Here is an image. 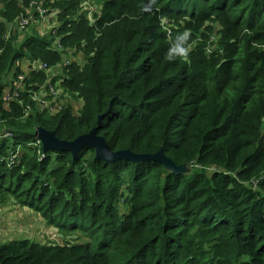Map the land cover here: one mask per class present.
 Segmentation results:
<instances>
[{
  "label": "trees",
  "instance_id": "trees-1",
  "mask_svg": "<svg viewBox=\"0 0 264 264\" xmlns=\"http://www.w3.org/2000/svg\"><path fill=\"white\" fill-rule=\"evenodd\" d=\"M0 6V206L32 208L65 230L57 229L61 244L0 241V264H264V0ZM29 7L34 24L5 38ZM54 12L57 36L37 28ZM178 44L187 56L168 59ZM26 57L52 69L28 70L16 90L10 77ZM59 80L71 91L50 94ZM72 91L85 100L79 115L35 114L41 101L53 107ZM110 106L98 134L113 150L163 149L190 173L96 161L92 148L75 160L69 152L40 160L30 146L38 127L74 141ZM17 147L20 163L9 167Z\"/></svg>",
  "mask_w": 264,
  "mask_h": 264
},
{
  "label": "rangeland",
  "instance_id": "rangeland-1",
  "mask_svg": "<svg viewBox=\"0 0 264 264\" xmlns=\"http://www.w3.org/2000/svg\"><path fill=\"white\" fill-rule=\"evenodd\" d=\"M3 9L4 7L0 6V10ZM29 9L30 7L25 11H28ZM59 17V12H57V14H55V12L48 14L47 17H43V20L39 22L37 28L44 33H52L54 36H57L60 34V24L57 22ZM215 32H217V28L215 29ZM214 39L215 37L212 38V41ZM211 48H215V46ZM32 64L33 63L30 62L26 67H31ZM24 70L28 71L27 69ZM14 80L15 78L13 81ZM62 81L63 80H59L57 83L52 84L53 88L50 90V94L62 95L71 91L69 87L64 86ZM66 99L70 100L72 103H77L79 101L81 105H84L85 103V100L77 91H72L71 95L66 94ZM77 115H79V113ZM186 168L189 172L193 169L192 166H186ZM57 229L61 230L62 233L65 231L62 227H58L55 223L49 221V219L45 218L42 213L37 210L29 207H21L15 202H12L7 206H0L1 242H19L21 240L29 239L32 242H38L42 245L52 242L61 244L63 243V240L59 236L58 233L60 232ZM83 240L81 242H83Z\"/></svg>",
  "mask_w": 264,
  "mask_h": 264
},
{
  "label": "water",
  "instance_id": "water-1",
  "mask_svg": "<svg viewBox=\"0 0 264 264\" xmlns=\"http://www.w3.org/2000/svg\"><path fill=\"white\" fill-rule=\"evenodd\" d=\"M110 109L98 118V126L89 133L79 136L74 141H61L56 137L55 132L38 127L35 133L37 139L43 144V152H70L75 160L78 154L86 147L95 150V160L105 163H113L119 160H127L133 163L154 162L164 166V168L174 175H185L189 173L185 165H177L172 159L168 158L163 149L156 154H136L131 150H113L106 139L99 135V129L103 120L111 113Z\"/></svg>",
  "mask_w": 264,
  "mask_h": 264
},
{
  "label": "built area",
  "instance_id": "built-area-1",
  "mask_svg": "<svg viewBox=\"0 0 264 264\" xmlns=\"http://www.w3.org/2000/svg\"><path fill=\"white\" fill-rule=\"evenodd\" d=\"M37 7L38 8V11L44 15L45 14V11L43 10V7L42 5H40L39 3L37 2H34L32 3V7ZM32 7L29 9V11L26 13L27 15H24L22 17H20L17 21V24H16V28L13 26V25H10L9 27H7L8 29V33L5 35V38L9 39L10 35L13 33L14 30H24L25 28L31 26L34 24V21H35V18H34V13L32 11ZM58 46L60 47L61 46V43H60V40H58ZM31 61H27L25 64H22V68H23V73L19 75V78L18 80H14V76H15V72H13L12 76L10 77V87L13 88V86H15V89L18 90L19 87H20V83L21 81L24 79V75L23 74H27L28 71H25L24 69H27V70H30L32 72L34 71H40V70H46V71H49L50 69H52L51 67H49L48 65L46 64H39L37 62H31L33 63L31 67H26L28 63H30ZM12 93V90H8L7 91V94L5 95V99H12L13 98V95H11ZM50 98V95L48 96L47 99ZM67 103H69V100L67 101ZM40 107L39 108H36V112H40V111H43V110H48L50 111L51 113H59L61 112L65 107V104H66V101L64 100L63 103H59L57 100L55 101V105L53 107H50V101H44V102H40ZM50 107V108H49ZM44 157V155L42 156ZM254 185H256V183H258V180L254 181L253 182Z\"/></svg>",
  "mask_w": 264,
  "mask_h": 264
},
{
  "label": "clouds",
  "instance_id": "clouds-1",
  "mask_svg": "<svg viewBox=\"0 0 264 264\" xmlns=\"http://www.w3.org/2000/svg\"><path fill=\"white\" fill-rule=\"evenodd\" d=\"M52 34V33H51ZM40 35H46V34H40ZM50 35V34H49ZM187 37H188V33L187 32H185L182 36H180L178 39L180 40V42H181V44L184 42V41H186L187 40ZM58 40H60V39H58ZM58 40L56 41V43H55V48H59L60 50H63L62 49V46H58ZM173 53H176V54H179V55H181V56H187V53H188V49L187 48H185V47H182L180 44H178L176 47H174L172 50H171V52H170V54H169V56H168V59H173ZM27 61H31V62H37V63H39L38 61H32L29 57H26V58H24V59H22V60H20V61H17L16 62V65H15V69L13 70V72L14 71H17V69H20V70H22L23 71V66H22V64H25ZM13 72H12V74H13ZM16 73V72H15ZM12 74H11V76H12ZM65 96V101H66V104H65V108L61 111V112H59V113H51L50 111H48V115H50V116H56V115H58V114H60V113H62V112H64L65 110H67V109H71L76 115L78 114V113H80V111L82 110V107H83V105H81L80 103H79V101L77 102V103H72V102H70V100H69V103H67V101H68V99H66V95H64ZM68 105V107H66ZM81 106V107H80ZM111 107V109H112V106H110ZM110 109V108H109ZM108 109V110H109ZM44 111H40V112H36L35 114H42ZM105 114V113H104ZM111 114V113H110ZM109 114V115H110ZM108 115V116H109ZM106 118H108V117H106ZM105 118V119H106ZM104 119V120H105ZM103 120V121H104ZM103 123V122H102ZM42 128V127H41ZM50 131V130H49ZM4 133H6L5 134V136L6 137H11L12 136V133H10V132H7V131H4ZM104 137V136H103ZM105 138V137H104ZM107 141V140H106ZM30 146H32L33 148H36L37 149V154L39 155V157H40V160H42V159H44L45 158V156H46V154L48 153H44L43 152V144H42V142L39 140V139H37L36 138V136H35V141L33 142V143H31L30 144ZM89 147H86L85 149H88ZM93 149V148H92ZM95 151V150H94ZM117 151V150H116ZM57 152H61V151H57ZM70 153V152H69ZM71 154V153H70ZM21 155H22V149L20 148V147H17L16 148V150H14V151H11L10 153H9V156H8V158H6V160H7V162H8V166L9 167H14V166H17L19 163H20V157H21ZM44 155V157H42ZM72 155V154H71ZM97 161V160H96ZM103 162V161H102ZM117 162V161H116ZM114 163V162H113ZM163 166V165H162ZM164 167V166H163ZM165 169V168H164ZM166 170V169H165ZM171 173V172H170ZM190 173V172H189ZM188 174V173H187ZM256 180H258V179H256ZM256 180H254V181H256ZM253 181V182H254ZM59 244V243H58Z\"/></svg>",
  "mask_w": 264,
  "mask_h": 264
},
{
  "label": "bare ground",
  "instance_id": "bare-ground-1",
  "mask_svg": "<svg viewBox=\"0 0 264 264\" xmlns=\"http://www.w3.org/2000/svg\"><path fill=\"white\" fill-rule=\"evenodd\" d=\"M28 76H29V75H28ZM26 96H27V95H26ZM26 96H25V97H26ZM22 97H23V96H22ZM28 97H29V96H28ZM24 103H25V100H24ZM23 105H24V104H23Z\"/></svg>",
  "mask_w": 264,
  "mask_h": 264
}]
</instances>
